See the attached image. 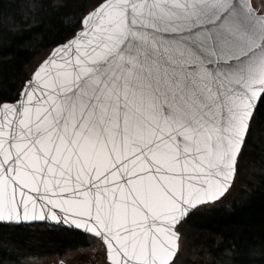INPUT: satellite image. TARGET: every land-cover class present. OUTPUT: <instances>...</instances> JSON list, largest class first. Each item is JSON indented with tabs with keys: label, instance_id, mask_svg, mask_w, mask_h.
<instances>
[{
	"label": "snow or ice",
	"instance_id": "1",
	"mask_svg": "<svg viewBox=\"0 0 264 264\" xmlns=\"http://www.w3.org/2000/svg\"><path fill=\"white\" fill-rule=\"evenodd\" d=\"M65 26L0 90V224L78 229L100 264H180L264 116V0H84Z\"/></svg>",
	"mask_w": 264,
	"mask_h": 264
},
{
	"label": "trees",
	"instance_id": "2",
	"mask_svg": "<svg viewBox=\"0 0 264 264\" xmlns=\"http://www.w3.org/2000/svg\"><path fill=\"white\" fill-rule=\"evenodd\" d=\"M84 0H4L0 6V90H14L36 60L63 37L65 21L74 19ZM253 142L247 145L233 182L246 180V189L227 195L218 206L200 208L185 225L187 252L180 264H264V116L256 114ZM225 200V204L223 201ZM0 233L23 243L42 259L60 258L66 248L84 249L93 240L80 232L37 224L6 226ZM233 248L236 249L233 252ZM256 250V255H250ZM231 257V258H230ZM182 258V259H181ZM15 256L0 247L3 264H15Z\"/></svg>",
	"mask_w": 264,
	"mask_h": 264
},
{
	"label": "rangeland",
	"instance_id": "3",
	"mask_svg": "<svg viewBox=\"0 0 264 264\" xmlns=\"http://www.w3.org/2000/svg\"><path fill=\"white\" fill-rule=\"evenodd\" d=\"M246 185H247L246 180L243 179V180L238 181L235 185H233L232 189L228 193L229 196L238 195L239 193H241V190L246 189ZM227 198H228V195H227ZM220 204H221V201L212 206H218ZM223 204H225V200L223 201ZM212 206H206L205 208L212 207ZM186 245L184 244V249H182L183 251L182 258L185 256V253L188 251L186 248L187 247ZM98 248H99L98 243L91 242L90 246L84 249L76 250L72 254L71 258L69 259L68 264H100V257L97 253ZM57 259L58 257L41 259L39 264H56Z\"/></svg>",
	"mask_w": 264,
	"mask_h": 264
},
{
	"label": "water",
	"instance_id": "4",
	"mask_svg": "<svg viewBox=\"0 0 264 264\" xmlns=\"http://www.w3.org/2000/svg\"><path fill=\"white\" fill-rule=\"evenodd\" d=\"M55 47V46H54ZM230 189V188H229ZM228 192V191H227ZM226 192V193H227ZM225 193V194H226ZM224 194V195H225ZM222 198V197H221ZM220 198V199H221ZM219 199V200H220ZM218 200V201H219ZM37 224H45V225H48V226H52V227H57V228H63V229H68V227L67 226H65V225H57V224H55L54 222L53 223H48V222H34L33 224H30V225H37ZM2 225V224H1ZM30 225H22V226H30ZM68 230H72V231H77V232H80V233H82L80 230H78V229H68ZM82 234H84V233H82ZM85 236H87V234H84ZM92 239H95V238H92Z\"/></svg>",
	"mask_w": 264,
	"mask_h": 264
}]
</instances>
